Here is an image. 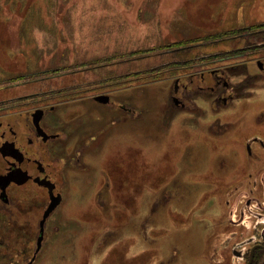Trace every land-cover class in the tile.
Listing matches in <instances>:
<instances>
[{"label":"rangeland","instance_id":"1","mask_svg":"<svg viewBox=\"0 0 264 264\" xmlns=\"http://www.w3.org/2000/svg\"><path fill=\"white\" fill-rule=\"evenodd\" d=\"M263 25L264 0H0V102L41 91L2 89L46 66L71 70L55 86H98L112 103L87 125L104 131L33 264H241L232 251L250 235L228 221L243 210L257 227L264 206L262 189L240 188L264 172L245 152L264 138ZM212 70L225 90L211 92ZM19 236L0 264L32 257L37 233Z\"/></svg>","mask_w":264,"mask_h":264},{"label":"flooded vegetation","instance_id":"2","mask_svg":"<svg viewBox=\"0 0 264 264\" xmlns=\"http://www.w3.org/2000/svg\"><path fill=\"white\" fill-rule=\"evenodd\" d=\"M260 68L263 72L264 66ZM28 69L30 73L16 76L15 79H20V82L2 89L4 91L32 85L43 87L41 91L26 93L15 99L0 102V223L6 225L5 232L0 230V235H7L4 239H0V251L1 254L6 252L12 255L19 245L22 243L25 245L23 239L15 235L37 233L35 250L26 263L33 264L42 247L46 223L50 216L60 208L65 192L70 189L74 163L83 164L82 154L88 141H96L104 131L100 124L93 128L87 126L89 122H100L104 117L97 110L100 105H104L96 98L106 96L107 102L104 104L109 106L112 103L110 95L102 93L98 86L74 89L71 81L68 83L69 80L63 86L54 85V81L70 77L71 70L60 71L58 68L46 66L45 68L28 66ZM216 71L210 72L215 82V87H209L212 93L220 85L224 90L227 87L228 79L222 82L221 75ZM262 77L264 81V75ZM177 91L175 87L174 93L176 94ZM249 94L251 93L248 92V96ZM224 99L225 102L226 99ZM228 99H233L232 94ZM88 100L91 101L92 108L88 107ZM173 101L178 103L176 98H173ZM77 105L84 107L80 110H73V107ZM120 108L126 112L131 109L130 107L125 108L124 105H119ZM115 111L114 106L108 109V112ZM114 116L112 123L115 121ZM263 139L252 137L251 142L245 146L247 160L257 158L258 164L262 166H264V154L252 152L250 147L253 142L264 153ZM247 181L250 182L240 187L242 190L249 186L251 188L248 190L251 193L258 187L264 191V172L261 171L257 179L249 173ZM56 198H60L61 202L46 218L41 246L37 250V239L41 235L40 222L52 199ZM251 204V200H247L245 207L249 210ZM226 205L228 206L229 203L226 202ZM257 208L259 212L252 213L257 227L254 223H250L249 229L246 227L249 226L246 220L249 217L243 210L239 213L238 221H228L231 226L243 227L246 235H250L246 236L242 244H237L239 249L232 251V255L241 264H264V206ZM36 219L37 229L31 227ZM30 230L34 233L31 234Z\"/></svg>","mask_w":264,"mask_h":264},{"label":"water","instance_id":"3","mask_svg":"<svg viewBox=\"0 0 264 264\" xmlns=\"http://www.w3.org/2000/svg\"><path fill=\"white\" fill-rule=\"evenodd\" d=\"M96 99L99 100L100 102H102L103 104L107 102V97L106 96H99ZM59 202H61L60 198L52 199V201L50 203V206L48 207V209L44 213L43 219L40 222V229L39 230L41 232V235L37 239V250L41 246V241H42V238H43L42 232H43V228H44V222H45L46 218L50 215V212L58 205Z\"/></svg>","mask_w":264,"mask_h":264},{"label":"trees","instance_id":"4","mask_svg":"<svg viewBox=\"0 0 264 264\" xmlns=\"http://www.w3.org/2000/svg\"><path fill=\"white\" fill-rule=\"evenodd\" d=\"M264 26V25H263Z\"/></svg>","mask_w":264,"mask_h":264}]
</instances>
